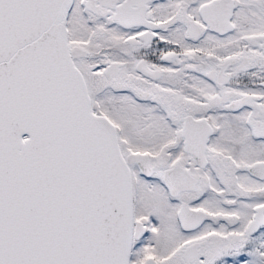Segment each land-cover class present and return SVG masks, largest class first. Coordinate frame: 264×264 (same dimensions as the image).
Returning a JSON list of instances; mask_svg holds the SVG:
<instances>
[{
    "label": "snow or ice",
    "instance_id": "obj_1",
    "mask_svg": "<svg viewBox=\"0 0 264 264\" xmlns=\"http://www.w3.org/2000/svg\"><path fill=\"white\" fill-rule=\"evenodd\" d=\"M0 264H264V0H0Z\"/></svg>",
    "mask_w": 264,
    "mask_h": 264
}]
</instances>
